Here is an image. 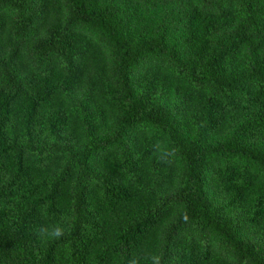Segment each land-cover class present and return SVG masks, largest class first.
Here are the masks:
<instances>
[{
  "label": "trees",
  "instance_id": "16d2710c",
  "mask_svg": "<svg viewBox=\"0 0 264 264\" xmlns=\"http://www.w3.org/2000/svg\"><path fill=\"white\" fill-rule=\"evenodd\" d=\"M146 253L264 264V0H0V264Z\"/></svg>",
  "mask_w": 264,
  "mask_h": 264
},
{
  "label": "clouds",
  "instance_id": "9594fccd",
  "mask_svg": "<svg viewBox=\"0 0 264 264\" xmlns=\"http://www.w3.org/2000/svg\"><path fill=\"white\" fill-rule=\"evenodd\" d=\"M157 151H161V146L159 144L155 145ZM175 149L171 150V153L174 154ZM185 219L187 217L185 216ZM36 236L42 241L47 240H59L66 233V228L61 224L57 223L53 226L41 225L35 230ZM166 264L162 253H146L143 257H140L136 254L128 260V264Z\"/></svg>",
  "mask_w": 264,
  "mask_h": 264
}]
</instances>
